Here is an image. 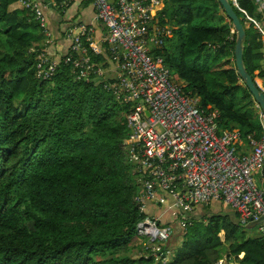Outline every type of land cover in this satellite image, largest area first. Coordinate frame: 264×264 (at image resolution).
<instances>
[{"label": "trees", "instance_id": "obj_1", "mask_svg": "<svg viewBox=\"0 0 264 264\" xmlns=\"http://www.w3.org/2000/svg\"><path fill=\"white\" fill-rule=\"evenodd\" d=\"M162 1L159 20L173 35L153 53L165 57L172 80L201 109L218 110L222 130L259 139L262 110L238 74L236 33L220 1ZM261 2L234 5L255 79L264 78V31L255 26L264 23ZM46 39L34 9L0 0V264H162L155 242L137 230L146 214L125 144L130 104L104 82L78 79L63 55L56 73L40 79L37 54ZM89 54L108 65V50ZM242 227L221 216L192 220L185 233L177 231L181 244L169 263L217 264L224 229L229 253L244 255L241 264H264V236L242 239ZM170 247L165 242L163 251Z\"/></svg>", "mask_w": 264, "mask_h": 264}, {"label": "built area", "instance_id": "obj_2", "mask_svg": "<svg viewBox=\"0 0 264 264\" xmlns=\"http://www.w3.org/2000/svg\"><path fill=\"white\" fill-rule=\"evenodd\" d=\"M91 2L95 22L107 28V55L114 67L95 63L89 54L90 50L101 53L102 48L94 42V27L86 23L68 30L70 45L63 56L77 70L78 79L104 82L118 100L130 104V133L125 144L133 172L141 183L137 196L140 210L145 212L146 202L156 201L168 204L174 214L182 216L194 205L221 200L238 212L243 225L259 220L264 216V112L260 113L262 136L250 138L251 153L240 154V130H222L218 110L201 109L199 99L185 94L172 80L165 57L153 53L173 35L172 26L162 25L159 20L163 1ZM21 3L34 9L47 36L46 46L54 43L52 32L46 28L42 3ZM41 50L37 54V76L50 79L61 59L49 56L45 48ZM256 172H260L259 179ZM164 194L171 196V203ZM180 223L185 230L190 224L184 218ZM257 226L264 236V219ZM137 230L155 242L152 250L162 264H170L171 253L163 251V244L173 235L172 226L161 225L157 217L146 214Z\"/></svg>", "mask_w": 264, "mask_h": 264}, {"label": "crops", "instance_id": "obj_3", "mask_svg": "<svg viewBox=\"0 0 264 264\" xmlns=\"http://www.w3.org/2000/svg\"><path fill=\"white\" fill-rule=\"evenodd\" d=\"M37 2L42 3V5L45 7V12L47 14L46 28L48 31L52 32L54 38V43L50 45L47 44L45 47V50L49 56L53 58H59L66 53V50L70 45V41L68 39V30L80 23H86L94 27V42L96 46L102 48L101 51L104 54L106 53V50H108V42L106 40L107 28L102 22H95V8L91 0H74L69 4H64L63 1L60 3L58 0H37ZM63 5H66L67 7ZM106 57L107 64L114 67L107 54ZM261 85L264 87V78L262 79ZM238 150L240 154H248L253 151V147L250 142L241 139L238 144ZM256 173L259 174L260 178V172ZM164 196L168 199V202L171 203V196H168V194H164ZM145 214L157 217L161 225L172 226L173 235L169 240L166 241L167 243L171 242V247L167 249L171 255L176 251V247L181 244V240L179 239L177 231L181 230L183 233L187 231V228L185 230L181 226V218L187 219L189 222L195 219L201 220L202 222L208 224L212 217L221 216L222 218L228 217V219H230L231 222L235 224H242L240 222L238 212L221 200H214L206 205H194L191 210L184 213L182 216H177V214H174V210L169 208V205L166 203L150 201L146 202ZM254 227L243 225V227L239 229L238 236L242 239L259 238L261 234L259 230L255 232L253 229ZM225 234L226 233L224 229L219 231V236L223 242V249L221 258L217 264H241L240 259L244 255L242 254L240 256H235L229 253V243L226 241Z\"/></svg>", "mask_w": 264, "mask_h": 264}, {"label": "water", "instance_id": "obj_4", "mask_svg": "<svg viewBox=\"0 0 264 264\" xmlns=\"http://www.w3.org/2000/svg\"><path fill=\"white\" fill-rule=\"evenodd\" d=\"M228 19L232 20L233 32L236 33V44H235V62L238 70V74L240 75L242 81L249 88L250 92L253 94L255 101L258 106L261 108L262 112H264V89L261 87L259 83H257L256 79L249 73L246 68L244 61V49H245V38H246V27L241 21L238 13L236 12L234 5V0H219ZM147 115H149V111L146 110ZM264 170V167H263ZM264 219L262 216L257 221L250 222L247 226L254 227L259 224Z\"/></svg>", "mask_w": 264, "mask_h": 264}, {"label": "rangeland", "instance_id": "obj_5", "mask_svg": "<svg viewBox=\"0 0 264 264\" xmlns=\"http://www.w3.org/2000/svg\"><path fill=\"white\" fill-rule=\"evenodd\" d=\"M235 1V4L237 5V0H234ZM264 7V2L262 3L261 2V6H260V9H262ZM220 13H222V14H224V12H223V10L222 9H220V11H219ZM228 18V17H227ZM226 18V19H227ZM228 20V19H227ZM253 21L251 20V19H247L246 20V22H245V24H246V26H249L251 23H252ZM264 23H260V22H258L257 20H255V26H257V27H260V26H263V29H264V25H263ZM170 25V24H169ZM170 27H171V25H170ZM172 29H173V27H171ZM101 64V63H100ZM102 65V64H101ZM105 71H106V73H108L109 75H112V72L109 70V69H107V68H105ZM256 75H258V71H256ZM256 81H257V83H259L260 85H261V83H262V78H260L259 76H256ZM262 86V85H261ZM255 177H256V179H259V174L258 173H256L255 174ZM254 230H255V232H257V230L259 229V226H255L254 228H253ZM147 239H149L148 238V236H145ZM221 249H223V247L221 246Z\"/></svg>", "mask_w": 264, "mask_h": 264}]
</instances>
